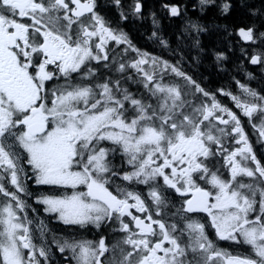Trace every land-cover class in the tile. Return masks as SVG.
<instances>
[{"label": "snow or ice", "instance_id": "obj_1", "mask_svg": "<svg viewBox=\"0 0 264 264\" xmlns=\"http://www.w3.org/2000/svg\"><path fill=\"white\" fill-rule=\"evenodd\" d=\"M215 3L200 0L201 10ZM164 7L171 16L181 15L178 6ZM230 7L220 5L225 15ZM133 11H142L138 0ZM120 16L127 18L123 12ZM238 35L257 42L252 28H240ZM259 35L264 38V32ZM110 42L137 54L119 62L115 71L135 70L145 90L139 96L122 87L119 78L72 83L74 73L92 80L93 62L109 67L102 62L110 59ZM250 63L264 64V57L252 56ZM165 73L181 78L204 99H189L180 85L165 82ZM61 78L64 84L49 85ZM240 88L249 101L220 91L249 122L257 119L252 127L264 144V96L243 84ZM228 137L238 147H226ZM105 141L114 147L103 146ZM118 150L131 171H114L110 156ZM22 161L36 185L71 190L36 199L60 223L81 229L111 224L125 234L111 248L103 237L95 246L65 240L59 251L70 252L76 264H105V254L117 249L120 258L110 255L108 264H264V164L241 119L177 66L140 52L123 31L109 26L97 0H0V194L10 198L0 203V264H51L45 247L33 242L27 205L18 195H28ZM216 162L227 169V177L213 170ZM110 176L148 186L152 210L136 191L110 190ZM165 190L184 198L175 212L183 222L179 228L154 218L168 207ZM197 213L206 214L207 222L189 215ZM40 224L43 231L46 226ZM207 227L220 241L247 245L249 254L218 248Z\"/></svg>", "mask_w": 264, "mask_h": 264}, {"label": "trees", "instance_id": "obj_2", "mask_svg": "<svg viewBox=\"0 0 264 264\" xmlns=\"http://www.w3.org/2000/svg\"><path fill=\"white\" fill-rule=\"evenodd\" d=\"M134 1L121 0L118 7L102 0L101 9L116 18H121L123 12L127 17L123 26L135 43L165 51L170 64L214 92H237L232 89L235 80L255 83L258 68L250 58L256 48L243 44L238 31L252 28L257 34L264 32V0H216L203 10L200 0H138L142 4L138 15L133 11ZM223 3L231 5L226 15L220 8ZM165 4L178 6L181 15L172 17ZM218 55L224 58L217 59ZM58 230L62 232L60 227Z\"/></svg>", "mask_w": 264, "mask_h": 264}, {"label": "flooded vegetation", "instance_id": "obj_3", "mask_svg": "<svg viewBox=\"0 0 264 264\" xmlns=\"http://www.w3.org/2000/svg\"><path fill=\"white\" fill-rule=\"evenodd\" d=\"M102 0H97V11L105 18L106 22L109 24L110 27L113 29H116L117 31H123L128 39L132 42V45L135 46L137 49L140 50V52L147 53L151 57H157L161 61H167L166 59V52L163 50H157V49H148L147 45H139L135 43V40L132 37L131 33L126 32V28L123 26L124 23L127 21V19L122 18H116L107 15L104 13V11L101 9L102 7ZM142 13V11L140 12ZM139 13V14H140ZM23 22V21H22ZM75 27V26H73ZM259 34L256 33L254 29V35L257 38V42L253 46H257L259 48H256L251 53V57L255 55H261L264 57V39L259 40ZM241 42L243 44H249L248 42H245L242 38H240ZM109 48V61L108 62H102V63H109L108 68H104L101 65H97L94 62L92 63V67L96 69V76L92 78V80H85L80 77V74L74 73L72 74V83L73 84H80V85H88L92 83H103L106 79L111 78V80L120 79V83L122 87H126L129 92L139 96L141 93H143L145 90L143 89L142 85L138 82V76L134 69L128 68L125 73H118L115 71L117 65L119 62H128L132 61L137 57L136 53L131 52L130 50L128 52H124L123 50L127 48V45H118L116 46L114 42H110L108 45ZM115 59L116 63H111V61ZM168 62V61H167ZM169 63V62H168ZM145 68L150 69L149 65H145ZM254 67L258 68L257 73H255V83L253 82V85H250L249 83L246 84L244 81L235 80L234 86L232 89L237 90V92H233L232 90H227L224 92H229L232 95L237 96L242 101H249L250 97H243L240 96V91L237 89L238 85H247L251 87L254 91H256L258 94L264 96V64H255ZM185 72V71H184ZM186 73V72H185ZM187 75L191 76L190 74L186 73ZM130 76L131 79H126L125 77ZM174 78L176 76H173ZM192 77V76H191ZM166 78V73L164 80ZM179 77L175 78V84H178ZM192 79H194L192 77ZM195 80V79H194ZM239 81V84L237 83ZM197 82V81H196ZM56 84L61 85L64 84V79L61 78L59 81H50L49 85ZM201 85L200 83H198ZM215 94V93H214ZM221 96V97H219ZM217 100L222 104V106L228 107L231 111H233L240 119L241 123L244 125L245 131L248 134L249 140L253 145L254 151L256 152L257 158L261 160L262 164H264V144L261 143V138L259 137L258 132L252 127L253 123H258L256 118H253L251 122H249V118L245 117L241 111V109L237 108L235 105V102L231 99V96H225L223 94H218L216 96ZM226 147H228L230 150L238 147L234 143L231 137L226 138L225 140ZM103 146L107 147H114L109 142L105 141L103 142ZM20 152L23 153V150H20ZM25 155V154H23ZM125 158L119 154V150L116 154L110 156V160L112 161V164L114 165V171H117L119 173H123L125 171H131L130 167L126 164L122 165V161ZM210 165L212 162H209ZM27 167V176H23L22 174V180L24 182V187L28 193V195H25L24 193H18L20 198L25 202L27 205L26 212L28 215V218L32 221V234H33V242L38 246H43L48 252V255L50 257L51 264H76V261L71 258V253L68 251H65L64 253H61L59 251V246L64 243L65 240H76V241H91L93 245L95 246L99 239L103 237L105 239L106 244H108L111 248V245L116 244L117 241L124 236V233H118L113 231V227L111 224L102 225L99 229L88 226L87 228H78L75 226H67L60 223L57 219H55L53 216L49 215L44 209L45 206L42 204H37L36 199L38 196H46V195H52V196H60L64 194L70 193L71 190L69 189H62V188H56V187H50V186H39L34 183V176L31 172V168L29 165L24 164ZM219 169L220 173H222L225 177H227L228 172L227 169L222 166L221 162H216L213 170ZM245 182H252V183H259V181H250L248 178H243ZM111 183L109 184L110 190H112L114 193L116 191L117 187L120 188H128L130 190L138 192L142 198L145 199L146 204L149 205L150 210H152V204L151 200L148 198V186L146 185H137V184H131L129 185L126 181H123L119 178V176H110ZM10 191H15V189L12 188V186L8 183L5 185ZM164 195L166 196L168 200V207L162 212L161 217H156L155 219H164L167 223H177L178 228L182 226V223L180 221V217L178 215H175L176 209L180 207L183 197H180L178 194H176L172 190H165ZM5 198L0 194V203H3ZM133 215L139 216L141 218H145V214L136 212L135 209H131ZM21 216H23V213H20ZM192 215L193 218H200L202 222H207L206 214L204 213H197V214H189ZM125 221H129V217L124 218ZM43 222V225L46 226L43 231H41L42 225L40 222ZM62 229V232L58 230V228ZM130 227L134 228V224L130 225ZM206 231L209 234V238L213 240V242L216 244V246L222 250H227L229 252H232L236 255H247L248 252V246L247 245H237L230 241H220L215 236V231L211 227H207ZM182 240L186 239V237H182ZM121 247H127L125 245H121ZM113 256L115 259L120 258L119 249L116 250L115 253H106L105 254V264H108V258L109 256ZM42 259V258H41Z\"/></svg>", "mask_w": 264, "mask_h": 264}, {"label": "bare ground", "instance_id": "obj_4", "mask_svg": "<svg viewBox=\"0 0 264 264\" xmlns=\"http://www.w3.org/2000/svg\"><path fill=\"white\" fill-rule=\"evenodd\" d=\"M137 2V0L136 1H134V3H133V9H134V5H135V3ZM139 3H140V1H138ZM141 4V3H140ZM110 5L112 6V5H115L114 4V2H113V0H110ZM141 6H142V4H141ZM168 9V8H167ZM169 10V9H168ZM134 14H136V15H138L137 13H134ZM168 74L169 73H166V78H165V82L167 83V82H170V83H175V78L173 77L174 75L173 74H171V76H168ZM178 85H180L181 87H182V90H185L186 92H190V85H187L186 84V82L185 81H183L181 78H179L178 79ZM198 83V82H197ZM201 87H203V88H205V90L206 91H208V92H210V93H215V95L217 96V93L218 92H214V91H212V90H210V89H208V88H206V87H204V86H202V85H200ZM246 86V85H245ZM249 89H251V90H253L251 87H249V86H247ZM237 89L240 91L239 93L241 94V92H242V90H241V88H240V85H238V87H237ZM218 94H222V93H218ZM245 95H247L246 93H245ZM248 96V95H247ZM220 97V96H219ZM198 100H200V99H204V98H202V97H196Z\"/></svg>", "mask_w": 264, "mask_h": 264}, {"label": "rangeland", "instance_id": "obj_5", "mask_svg": "<svg viewBox=\"0 0 264 264\" xmlns=\"http://www.w3.org/2000/svg\"><path fill=\"white\" fill-rule=\"evenodd\" d=\"M262 39L263 38H261L260 35H259V40H262ZM254 47L255 48H259L257 46H254ZM168 76H171V74L169 73ZM167 83H170V82H167ZM187 94H188V98L189 99L194 100V101H197V102L199 101L196 97H200V95L198 93L195 94V95L192 94V86L191 85H190V92H187ZM240 96L249 97V96L245 95V93L243 91L241 92ZM20 150H22V149H17V151H19V152H20ZM20 153L23 155L22 152H20ZM22 163H23L24 170L26 172L27 171V167L24 165L25 162L22 161Z\"/></svg>", "mask_w": 264, "mask_h": 264}]
</instances>
